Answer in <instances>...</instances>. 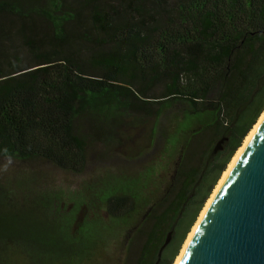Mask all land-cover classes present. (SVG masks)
I'll return each mask as SVG.
<instances>
[{
    "label": "trees",
    "instance_id": "obj_1",
    "mask_svg": "<svg viewBox=\"0 0 264 264\" xmlns=\"http://www.w3.org/2000/svg\"><path fill=\"white\" fill-rule=\"evenodd\" d=\"M263 113L264 0H0V159L81 174L96 145L133 141L130 158L161 136L169 171L116 175L87 201L0 183V264L85 263L108 225L76 217L96 200L138 220L126 264H174Z\"/></svg>",
    "mask_w": 264,
    "mask_h": 264
},
{
    "label": "rangeland",
    "instance_id": "obj_2",
    "mask_svg": "<svg viewBox=\"0 0 264 264\" xmlns=\"http://www.w3.org/2000/svg\"><path fill=\"white\" fill-rule=\"evenodd\" d=\"M161 89L162 87L159 86L157 91H161ZM178 112H180V107H176L164 114L160 123V127H162L161 131H166L168 128L175 126L174 122L177 123L179 120ZM135 123L137 128L136 130H131V133L134 134V138L138 144L145 145L146 142H149L148 136L152 122L144 120L142 124L138 121H135ZM132 147H135L133 141H126L123 146L120 145L116 147L102 145L94 146L90 150L86 167L81 174L60 170L54 165L41 160L20 162L10 159H0V183L4 185L10 184V186L13 187L17 184H23L29 189L35 188L36 191L46 190L55 193L63 192L66 196L75 194V197L78 199L87 201L90 199L88 186L111 185V181L116 179V175L129 174L128 176H131L133 173L140 174L144 172V169L148 166H153L155 169L157 180L155 184L159 183V178L163 179L169 175V171L165 170V141L161 136H158V139L154 140L152 146L145 149L143 155L140 154L129 158L128 154L130 153L128 149ZM177 154L178 152L176 153V158ZM170 165L171 169L173 167V160ZM141 181L142 184H144L145 181ZM148 181L153 184L155 179H150ZM154 185H152V187H154ZM88 204L87 206H89L90 209L83 207L82 212L77 215L76 221H82L92 213L91 211H94L96 214L97 212L100 213V217L104 219L105 225L108 226H96L94 230L96 238L95 242H93L94 249L92 250V255L89 260L82 264H126V259L130 256V239H133L134 233L136 232L132 229V224L137 223L138 220L130 225H120L110 219L106 210L99 206L97 200L96 205H94L92 201L91 203L88 202ZM69 233L71 235L70 231ZM183 244H185V242ZM183 246L184 245H182V248ZM137 251V247L132 250L134 254L137 253Z\"/></svg>",
    "mask_w": 264,
    "mask_h": 264
},
{
    "label": "water",
    "instance_id": "obj_3",
    "mask_svg": "<svg viewBox=\"0 0 264 264\" xmlns=\"http://www.w3.org/2000/svg\"><path fill=\"white\" fill-rule=\"evenodd\" d=\"M178 264H264V119L224 179Z\"/></svg>",
    "mask_w": 264,
    "mask_h": 264
},
{
    "label": "bare ground",
    "instance_id": "obj_4",
    "mask_svg": "<svg viewBox=\"0 0 264 264\" xmlns=\"http://www.w3.org/2000/svg\"><path fill=\"white\" fill-rule=\"evenodd\" d=\"M264 119V113L261 115L260 119L258 120L257 124L254 126V128L251 130V132L249 133V135L246 137L242 147H240V149L237 151V153L235 154L234 158L232 159V161L230 162V164L228 165V168L227 170L223 173L218 185L216 186L211 198L208 200V202L206 203V206L204 207L202 213L200 214V217L198 219V221L196 222L195 226L193 227L191 233L189 234L188 238L186 239L185 241V244L182 248V251L180 253V255L178 256L177 260H176V263L175 264H178L187 245L189 244L194 232L196 231L199 223L201 222L205 212L207 211L210 203L212 202L213 198L215 197L217 191L219 190L220 186L222 185L224 179L226 178L227 174L229 173V171L231 170V168L233 167V165L235 164V162L237 161L238 157L240 156V154L242 153V151L244 150L245 146L247 145V143L249 142V140L251 139V137L253 136V134L255 133L256 129L258 128V126L260 125V123L262 122V120Z\"/></svg>",
    "mask_w": 264,
    "mask_h": 264
}]
</instances>
